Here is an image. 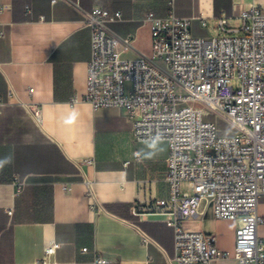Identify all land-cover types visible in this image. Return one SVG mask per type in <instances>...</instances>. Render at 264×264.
<instances>
[{"label": "crops", "instance_id": "1", "mask_svg": "<svg viewBox=\"0 0 264 264\" xmlns=\"http://www.w3.org/2000/svg\"><path fill=\"white\" fill-rule=\"evenodd\" d=\"M252 4L264 9V0H0V264H94L95 251L105 264H169L171 205H153L169 197L167 142L135 139L124 110L93 109L83 99L90 44L82 11H119L109 33L121 56L137 58L152 50L141 20L148 11L162 17L172 10L190 19L193 35L209 37L216 16L239 21ZM84 179L102 211L90 208ZM257 213L264 241V196ZM181 226L233 253L237 222L217 219L210 204ZM51 241L60 246L44 262Z\"/></svg>", "mask_w": 264, "mask_h": 264}, {"label": "built area", "instance_id": "2", "mask_svg": "<svg viewBox=\"0 0 264 264\" xmlns=\"http://www.w3.org/2000/svg\"><path fill=\"white\" fill-rule=\"evenodd\" d=\"M82 15L90 44L83 99L93 109L124 110L135 139L167 142L169 197L153 205H171L165 212L174 230L169 264H213L230 257L239 264H264V241L257 236L262 222L257 205L264 196V9L252 4L236 26L216 16L210 37L193 35L190 19L172 10L162 17L148 11L141 20L150 30L151 54L130 59L122 58L108 30L122 20L119 11L96 7ZM131 42L123 38V49ZM39 112L33 109L37 121ZM181 182L190 193L181 191ZM84 183L93 199L90 208L102 211L92 182ZM202 202L217 219L237 222L232 254L219 250L213 237L181 226ZM59 246L51 241L43 261ZM94 264H105L96 251Z\"/></svg>", "mask_w": 264, "mask_h": 264}, {"label": "rangeland", "instance_id": "3", "mask_svg": "<svg viewBox=\"0 0 264 264\" xmlns=\"http://www.w3.org/2000/svg\"><path fill=\"white\" fill-rule=\"evenodd\" d=\"M229 23H231L233 26H236L238 24V21H232V22H229ZM212 35H213V33H210L209 34V37L212 36ZM122 58H127V57L122 56ZM128 59H130V58H128ZM181 190L182 191H187L189 193L191 192V190L188 187H186L185 185H182L181 186Z\"/></svg>", "mask_w": 264, "mask_h": 264}]
</instances>
